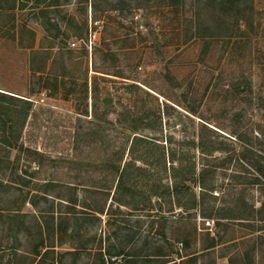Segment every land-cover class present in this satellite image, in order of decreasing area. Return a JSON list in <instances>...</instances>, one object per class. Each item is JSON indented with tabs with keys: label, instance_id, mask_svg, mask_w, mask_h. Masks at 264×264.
<instances>
[{
	"label": "rangeland",
	"instance_id": "1",
	"mask_svg": "<svg viewBox=\"0 0 264 264\" xmlns=\"http://www.w3.org/2000/svg\"><path fill=\"white\" fill-rule=\"evenodd\" d=\"M219 1L0 0V93L31 103L20 143L47 158L0 152V247L19 214L21 249L56 248L45 264H264L263 224L210 208L264 202L236 178L264 156V0ZM135 137V195L97 186ZM179 164L216 169L205 213L160 209Z\"/></svg>",
	"mask_w": 264,
	"mask_h": 264
},
{
	"label": "trees",
	"instance_id": "2",
	"mask_svg": "<svg viewBox=\"0 0 264 264\" xmlns=\"http://www.w3.org/2000/svg\"><path fill=\"white\" fill-rule=\"evenodd\" d=\"M174 2V0H171ZM179 1V0H176ZM212 1V0H210ZM237 0H221L219 5L225 9H230L233 5H236ZM8 95L0 93V152L2 150L16 149L21 153H26L33 156L34 163L38 164L39 167H42L46 164V157L40 153H34L32 151H27L24 149V146L21 142L22 132L25 128L27 120L29 118L30 112L32 110V105L29 101L21 100L16 97L10 96L11 102L8 103ZM146 140L135 137L132 146L130 148V155L132 160L123 164L122 157L118 158L117 161L108 160L102 163L99 167V172L101 173V182L106 186L114 188V183L117 182L115 186L116 193L127 194L129 196H134L136 186L131 185L132 179H138L144 172V169L141 167H136L135 162L142 160L140 157L136 156V149L145 143ZM194 147L202 150L201 153H205L204 144L194 143ZM242 161L246 162L245 171H241L236 176L242 183L247 184H260L262 186V191L264 192V156L251 150L246 149L242 152ZM50 161V159H49ZM135 161V162H134ZM175 159L172 158V162ZM91 164V163H90ZM136 170L137 175L132 176V170ZM216 169H210L208 167L202 169L201 171L197 170L195 164L190 167H183L182 164L179 166H174L172 168L171 181L170 185L166 187H158L152 191L154 196H157L160 200L159 206L163 210V206L166 205L173 210L175 208L183 210H200V212L205 213L207 211V205H211L209 199L218 200L217 196L214 194V187H211L207 183H215V174ZM74 171V170H73ZM72 171V172H73ZM249 171H252V177H248L247 174ZM88 174V172H87ZM82 176V175H80ZM251 178V179H249ZM253 178V179H252ZM188 182H192L198 185L200 188V194L197 195L189 186ZM108 183H113L109 184ZM164 188V189H163ZM211 212L215 215L230 217L234 214H238V218L246 222H259L264 226V202L261 203L259 208L254 206L247 211L245 208L232 209L227 206L219 207H210Z\"/></svg>",
	"mask_w": 264,
	"mask_h": 264
},
{
	"label": "crops",
	"instance_id": "3",
	"mask_svg": "<svg viewBox=\"0 0 264 264\" xmlns=\"http://www.w3.org/2000/svg\"><path fill=\"white\" fill-rule=\"evenodd\" d=\"M23 215L15 214L10 216V220H13V225L10 227L9 235V245L7 249L5 247H0V264H45V261L52 255L53 257H59L56 253L54 247H45L44 239L42 236V241L40 246L35 247L33 253H28L20 248L21 240L18 239L17 234L14 233V228L17 226L18 229L21 226V219ZM23 229H19V234ZM52 257V260H54ZM57 261V259H56Z\"/></svg>",
	"mask_w": 264,
	"mask_h": 264
},
{
	"label": "built area",
	"instance_id": "4",
	"mask_svg": "<svg viewBox=\"0 0 264 264\" xmlns=\"http://www.w3.org/2000/svg\"><path fill=\"white\" fill-rule=\"evenodd\" d=\"M71 46L75 48L77 45L75 43H72Z\"/></svg>",
	"mask_w": 264,
	"mask_h": 264
}]
</instances>
